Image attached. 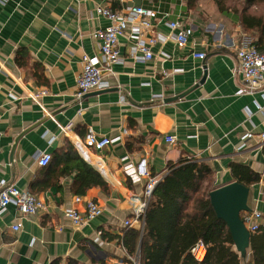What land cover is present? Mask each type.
<instances>
[{"label":"crops","instance_id":"crops-1","mask_svg":"<svg viewBox=\"0 0 264 264\" xmlns=\"http://www.w3.org/2000/svg\"><path fill=\"white\" fill-rule=\"evenodd\" d=\"M202 2L193 7L188 0L0 1V186L12 183L46 204L29 216L14 204L0 213V264H135L139 255L128 252L124 237L144 227L131 199L142 196L147 179L132 181L125 172L129 164L160 181L181 166L206 164L214 189L240 182L245 172L258 174L260 181L247 185L249 203L264 222V89L240 92L244 82L236 54L250 38L234 14H225L229 21L205 15ZM130 5L155 12L148 32L158 38L153 58L137 61L121 37L122 61L110 72L97 31L112 22L96 8ZM167 19L193 27L186 45L174 40ZM84 56L99 58L105 86L78 98ZM41 89L47 93L39 104L32 94ZM89 128L99 138L113 139L101 150L89 149L90 159L80 153L108 187L91 186L79 194L76 172L62 171L59 151L69 142L77 150L75 143ZM43 152L52 154L47 166L37 162ZM77 196L83 201L75 204ZM87 200L103 212L74 226L65 211L75 206L85 214ZM17 223L18 231L12 228ZM241 258L242 264H255L251 247Z\"/></svg>","mask_w":264,"mask_h":264},{"label":"trees","instance_id":"trees-1","mask_svg":"<svg viewBox=\"0 0 264 264\" xmlns=\"http://www.w3.org/2000/svg\"><path fill=\"white\" fill-rule=\"evenodd\" d=\"M188 1L196 7L200 0ZM214 1L219 10L235 15L243 30L253 38L251 44L264 49V12L251 9L264 0H241L243 4L234 7L227 0ZM77 150L69 142L68 149L59 151L62 171L76 172V192L84 194L96 185L107 189L104 177ZM211 175L209 165L194 163L172 170L157 184L143 229L132 228L124 237L126 249L131 255H139L140 264H242L227 223L216 215L211 204L209 193L214 189L209 181ZM239 176L240 182L246 185L260 181V175L251 172ZM200 239L207 244L202 261L191 253L192 246ZM251 250L254 263L264 264V225L252 233ZM68 264L79 263L70 260Z\"/></svg>","mask_w":264,"mask_h":264},{"label":"built area","instance_id":"built-area-1","mask_svg":"<svg viewBox=\"0 0 264 264\" xmlns=\"http://www.w3.org/2000/svg\"><path fill=\"white\" fill-rule=\"evenodd\" d=\"M4 3L6 0H0ZM96 12L108 18L112 24L97 31V36L101 38V58L106 65V70L112 71V65L122 61V56L119 51V41L121 37H126L130 44V55L137 61H147L153 58L152 48L158 41L156 36H149L148 32L153 27L152 18L155 15L154 10L143 5H130L121 10H114L107 6H98ZM166 24L173 31L174 40L184 46L189 42L193 35L194 29L189 25H182L177 20L167 19ZM132 27V35L127 36V30ZM239 59L238 71L241 73L244 87L241 93H253L257 90L264 89V49L259 50L250 41L245 40L243 45L237 50ZM198 58H205L206 53L194 52ZM83 68L77 77V93L76 96L81 98L85 93L101 89L105 86L103 82V68L100 67L99 58L84 56L82 59ZM47 93L41 89L32 94V98L40 104V98ZM49 115L50 113L46 111ZM247 138L253 137L252 133H247ZM260 138L264 146V131ZM167 141L175 142L174 136H167ZM113 139L108 137L99 138L92 128H89L83 140L75 143L78 151L86 158L90 159L91 148L101 150L111 144ZM52 160V154L49 152L40 153L37 157V162L40 166H47ZM125 172L132 181L138 182L146 178V184L142 196H133L131 203L133 205L135 219L144 225V220L148 205L152 194L160 182V179L149 175L148 171L139 169L133 164L125 167ZM263 200L260 198V201ZM83 201L81 196L75 197L74 203L78 204ZM14 204L22 216L36 214L39 210L45 209L46 204L33 193L19 189L12 183H2L0 186V213L10 205ZM86 213L82 214L75 206L70 207L65 211V216L71 221L74 226L86 224L92 219L100 216L103 212L102 207L93 200L86 201ZM250 233H255L261 225H264L263 214L257 209H251L244 212L242 216ZM132 221L127 220L126 226H131ZM13 230L18 231L21 224L17 223L12 226ZM191 253L198 261L205 259L207 254V244L202 240H198L191 248ZM139 264V259L135 261Z\"/></svg>","mask_w":264,"mask_h":264},{"label":"water","instance_id":"water-1","mask_svg":"<svg viewBox=\"0 0 264 264\" xmlns=\"http://www.w3.org/2000/svg\"><path fill=\"white\" fill-rule=\"evenodd\" d=\"M250 190L246 184L234 181L209 193L216 215L227 223L234 245L242 256H246L251 247L252 234L242 218V213L252 209L249 203Z\"/></svg>","mask_w":264,"mask_h":264},{"label":"rangeland","instance_id":"rangeland-1","mask_svg":"<svg viewBox=\"0 0 264 264\" xmlns=\"http://www.w3.org/2000/svg\"><path fill=\"white\" fill-rule=\"evenodd\" d=\"M200 1H205L204 5L200 6L202 7V11L205 15L208 16H222L225 20L229 21L231 20L229 17H227L225 14H227L228 12H222L221 10H219L218 5L216 4V2L214 0H200ZM202 2V3H203ZM227 3L231 6H239L241 4H243V2L241 0H227ZM252 11H256V12H264V3H258L256 5H254L252 8ZM215 19V18H214ZM248 40H252L253 38L250 36H247Z\"/></svg>","mask_w":264,"mask_h":264}]
</instances>
